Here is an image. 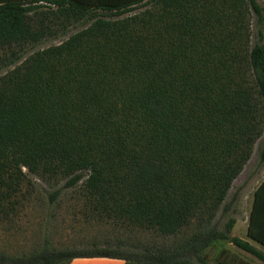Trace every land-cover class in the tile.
<instances>
[{
  "label": "trees",
  "instance_id": "1",
  "mask_svg": "<svg viewBox=\"0 0 264 264\" xmlns=\"http://www.w3.org/2000/svg\"><path fill=\"white\" fill-rule=\"evenodd\" d=\"M263 24L259 0H0V48L19 47L0 62L19 63L0 76V213L29 201L33 175L50 204L79 189L99 219L173 239L128 250L45 238L0 264H211L219 240L264 262L221 221L254 146L264 168ZM246 235L264 247V178Z\"/></svg>",
  "mask_w": 264,
  "mask_h": 264
},
{
  "label": "rangeland",
  "instance_id": "2",
  "mask_svg": "<svg viewBox=\"0 0 264 264\" xmlns=\"http://www.w3.org/2000/svg\"><path fill=\"white\" fill-rule=\"evenodd\" d=\"M264 4V0H259ZM47 6L46 2H40ZM34 18L44 15V9ZM259 26H252L254 39H257ZM263 32L261 43L264 44V24L260 27ZM66 38L58 35L43 40L38 47H45ZM33 46L27 45L29 54ZM11 51H19L17 45L10 48H0V62L9 56ZM5 63V62H4ZM0 64V76L13 69L19 63ZM258 149L254 146L250 159L240 174L234 179L227 194V208L222 217V223L228 218H234L235 224L231 236L249 240L264 252V247L246 235L249 213L256 187L264 178V168L257 165ZM34 183L30 188L29 201L19 206L9 216L0 213V251L10 255H20L36 250L48 238L55 248H90L121 242L124 249L140 250L146 244L169 243L173 239L163 238L152 230H144L134 226H126L115 221L99 219L84 205V197L79 189H69L56 200L48 203L47 191L52 188L35 176H29ZM61 184V183H60ZM115 245V244H114ZM211 264H264L248 252L236 247L230 240H219L205 251Z\"/></svg>",
  "mask_w": 264,
  "mask_h": 264
},
{
  "label": "crops",
  "instance_id": "3",
  "mask_svg": "<svg viewBox=\"0 0 264 264\" xmlns=\"http://www.w3.org/2000/svg\"><path fill=\"white\" fill-rule=\"evenodd\" d=\"M69 264H125L123 260L107 257L75 258Z\"/></svg>",
  "mask_w": 264,
  "mask_h": 264
}]
</instances>
